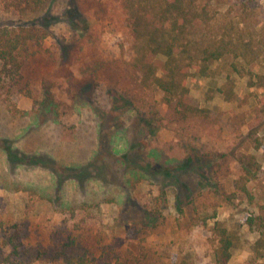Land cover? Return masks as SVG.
Returning <instances> with one entry per match:
<instances>
[{
	"label": "rangeland",
	"instance_id": "rangeland-1",
	"mask_svg": "<svg viewBox=\"0 0 264 264\" xmlns=\"http://www.w3.org/2000/svg\"><path fill=\"white\" fill-rule=\"evenodd\" d=\"M75 8L77 0H50L53 36L25 75L26 94L0 98V231L24 224L39 241L66 220L94 233L92 238L99 233L107 250L146 253L138 264H209L208 229L176 226L178 219L186 223L183 218L207 211L240 231L228 264H244L256 238L244 222L264 200V151L248 137L264 123L261 92L247 85L264 72V0H243L239 8L245 20L239 18L237 28L241 42H248L242 56L215 63L212 77L187 80L189 103L209 109V122H177L159 91L136 94L81 77L73 59L89 63L116 55L119 32L90 17L87 33L74 30L70 21L81 18ZM22 22L0 6V27ZM228 75L237 95L231 103L216 91ZM151 106L170 123L156 124L147 115ZM220 153L230 157L226 175L215 157ZM240 154L255 156L259 166L250 167L246 186L253 202L236 189ZM136 172L145 177L128 184ZM223 191L234 197L226 199Z\"/></svg>",
	"mask_w": 264,
	"mask_h": 264
},
{
	"label": "trees",
	"instance_id": "trees-1",
	"mask_svg": "<svg viewBox=\"0 0 264 264\" xmlns=\"http://www.w3.org/2000/svg\"><path fill=\"white\" fill-rule=\"evenodd\" d=\"M242 1L77 0L74 13L81 18L70 21L74 30L87 33V17H90L96 22L114 24L119 37L113 40L116 55L97 56L89 63L75 57L73 64L83 78L109 82L136 94L159 91L161 102L171 109L177 122H186L191 117L209 122V109L189 103L187 80L191 77H212L215 75V63L227 57L242 56L240 48L248 45V42H241V29L237 28L239 20H245L238 15ZM0 6L3 11L14 13L23 20L20 25L0 27V98L8 99L15 93H25V75L33 61L46 51L47 39L53 36L49 29L53 16L48 13L50 0H0ZM247 85L260 90L258 112L264 116V72L257 74L255 81L249 80ZM216 91L224 102L237 100L229 75ZM148 110L147 115L159 126L165 127L170 123L159 116L156 108L151 106ZM253 131L262 135L253 134ZM249 136L255 148L264 151L262 119ZM215 157L221 161V174H228L229 155L220 153ZM237 162L240 175L236 180V189L253 202L246 186L253 176L251 168H259L256 158L240 154ZM141 176H144L143 173H132L126 179L127 183L134 185ZM30 189L37 192L36 188ZM222 194L228 200L234 197L224 191ZM255 207L257 212L249 215L244 222L248 230L256 235L249 244L252 257L244 264H264V200L256 203ZM148 214L155 216L156 213L149 210ZM200 214L192 219L183 218L186 223L178 219L176 226L179 230L190 226L208 229L213 244L209 264H228L232 250L240 242V231L228 228L216 219V214L207 211ZM209 220H214L212 226L208 225ZM83 229L80 224L69 225L68 221L62 220L51 231L49 238L34 241L31 229L24 224L2 227L0 264H138L147 257L146 253L137 254L128 249L107 250L108 246L100 240L99 233L92 238L94 233Z\"/></svg>",
	"mask_w": 264,
	"mask_h": 264
}]
</instances>
